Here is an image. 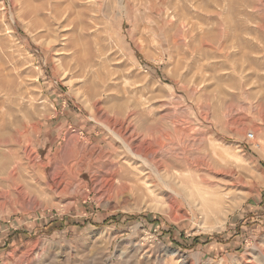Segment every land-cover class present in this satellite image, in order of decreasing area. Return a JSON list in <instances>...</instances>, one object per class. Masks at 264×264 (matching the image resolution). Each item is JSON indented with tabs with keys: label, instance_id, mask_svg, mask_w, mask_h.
<instances>
[{
	"label": "rangeland",
	"instance_id": "1",
	"mask_svg": "<svg viewBox=\"0 0 264 264\" xmlns=\"http://www.w3.org/2000/svg\"><path fill=\"white\" fill-rule=\"evenodd\" d=\"M0 264H264V0H0Z\"/></svg>",
	"mask_w": 264,
	"mask_h": 264
},
{
	"label": "bare ground",
	"instance_id": "2",
	"mask_svg": "<svg viewBox=\"0 0 264 264\" xmlns=\"http://www.w3.org/2000/svg\"><path fill=\"white\" fill-rule=\"evenodd\" d=\"M123 0H117V2L118 3H121ZM71 2V1H70ZM73 2V1H72ZM73 7V3H69V6L67 7V10L68 9H71ZM52 9H53V11H54V9H55V5L54 6H52ZM66 10V11H67ZM58 13V11L55 13V17H57V15L59 16L60 14H57ZM69 13V12H68ZM78 13V12H77ZM66 14V13H65ZM68 21H69V16H65L64 17V22L65 23H68ZM70 33V32H69ZM121 133V132H120ZM252 137H254V133L252 132ZM133 150V149H132ZM131 150V154L133 155V156H135V157H142L143 155L144 156H147L148 154L149 155H151L152 157H154L155 156V152L154 151H152V150H148V151H146V153L145 154H141V153H138V152H134V151H132ZM157 163V162H156ZM175 163V160H171V161H169V163H166L164 166H166L168 169H172V171L173 172H175V173H177V170H174L173 169V166L175 165L174 164ZM218 203H219V201H218ZM202 205H201V211L200 212H203V213H205L207 216H208V213L209 214H212V215H215V214H218V217H220L221 218V220H219V221H222L224 218H225V216H226V214H227V210H221V209H219V208H217L216 206H214V205H205V202L203 201L202 203H201ZM200 208V207H199Z\"/></svg>",
	"mask_w": 264,
	"mask_h": 264
},
{
	"label": "trees",
	"instance_id": "3",
	"mask_svg": "<svg viewBox=\"0 0 264 264\" xmlns=\"http://www.w3.org/2000/svg\"><path fill=\"white\" fill-rule=\"evenodd\" d=\"M115 218H113V220H114ZM54 223V225L56 226V227H59L60 225H62V222L61 221H58V220H54V221H50V222H48L47 223V227L50 225V224H53ZM197 239H194V241H196Z\"/></svg>",
	"mask_w": 264,
	"mask_h": 264
},
{
	"label": "built area",
	"instance_id": "4",
	"mask_svg": "<svg viewBox=\"0 0 264 264\" xmlns=\"http://www.w3.org/2000/svg\"><path fill=\"white\" fill-rule=\"evenodd\" d=\"M249 137L252 138V134H250Z\"/></svg>",
	"mask_w": 264,
	"mask_h": 264
}]
</instances>
